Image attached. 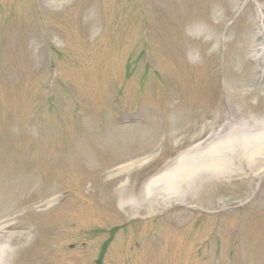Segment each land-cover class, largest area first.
<instances>
[{
	"label": "rangeland",
	"instance_id": "374dc122",
	"mask_svg": "<svg viewBox=\"0 0 264 264\" xmlns=\"http://www.w3.org/2000/svg\"><path fill=\"white\" fill-rule=\"evenodd\" d=\"M261 121L264 0H0L3 264H264L263 152L245 187L144 197Z\"/></svg>",
	"mask_w": 264,
	"mask_h": 264
},
{
	"label": "bare ground",
	"instance_id": "6f19581e",
	"mask_svg": "<svg viewBox=\"0 0 264 264\" xmlns=\"http://www.w3.org/2000/svg\"><path fill=\"white\" fill-rule=\"evenodd\" d=\"M262 31V28L258 30L259 33ZM257 145L261 147V151L256 150ZM239 147L241 150H246L244 152L245 155L253 163L257 154L260 152L264 153V135L256 136V138L246 141V143L241 142ZM183 160L181 159L178 162L175 170L164 172L158 178L151 179L146 187H144L145 195H147H144V197L147 199L153 195L162 199L163 202H170V200H175L178 197L181 190L189 189L194 179H199L200 176L203 178V176L208 175V172H223L226 167L219 151L208 152L207 150L203 155ZM123 207L125 209L130 208L126 202L123 203ZM6 244L5 241L3 246ZM4 260L5 257L0 255V264H3Z\"/></svg>",
	"mask_w": 264,
	"mask_h": 264
}]
</instances>
